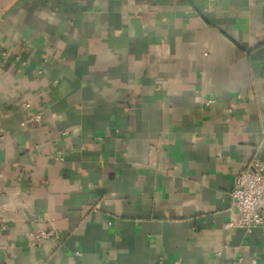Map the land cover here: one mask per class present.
Returning <instances> with one entry per match:
<instances>
[{
	"label": "crops",
	"instance_id": "1",
	"mask_svg": "<svg viewBox=\"0 0 264 264\" xmlns=\"http://www.w3.org/2000/svg\"><path fill=\"white\" fill-rule=\"evenodd\" d=\"M255 156L264 0H0V264H264Z\"/></svg>",
	"mask_w": 264,
	"mask_h": 264
},
{
	"label": "built area",
	"instance_id": "2",
	"mask_svg": "<svg viewBox=\"0 0 264 264\" xmlns=\"http://www.w3.org/2000/svg\"><path fill=\"white\" fill-rule=\"evenodd\" d=\"M30 108L29 104H26ZM42 114H33L29 121L40 123ZM238 215L231 220L227 228H241L247 232L261 229L264 232V161L255 156L250 168L240 172L235 179V187L231 193ZM48 240L61 241L55 231H38L31 234V246L40 247Z\"/></svg>",
	"mask_w": 264,
	"mask_h": 264
}]
</instances>
